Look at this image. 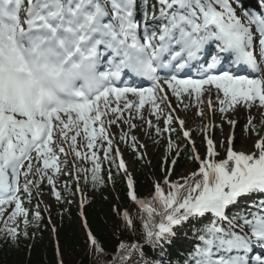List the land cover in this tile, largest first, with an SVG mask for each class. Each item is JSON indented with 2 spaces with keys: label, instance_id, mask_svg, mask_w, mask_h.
<instances>
[{
  "label": "snow or ice",
  "instance_id": "6c2138e0",
  "mask_svg": "<svg viewBox=\"0 0 264 264\" xmlns=\"http://www.w3.org/2000/svg\"><path fill=\"white\" fill-rule=\"evenodd\" d=\"M192 107L233 130L243 109L253 150H237L234 131L217 141L215 124L187 127ZM136 120L166 141L148 197L120 148L152 165ZM183 158L196 168L173 178ZM117 176L144 215L114 210L127 239L109 253L83 209ZM45 188L57 204L78 198L88 252L105 264H173L178 232L192 237L184 264H264V0H0V240L19 247L44 212L51 223ZM55 255L65 264L59 241Z\"/></svg>",
  "mask_w": 264,
  "mask_h": 264
},
{
  "label": "trees",
  "instance_id": "16d2710c",
  "mask_svg": "<svg viewBox=\"0 0 264 264\" xmlns=\"http://www.w3.org/2000/svg\"><path fill=\"white\" fill-rule=\"evenodd\" d=\"M155 158H157L156 155ZM135 161L134 177L137 181L138 194L141 197H148L152 190V182L163 175L160 169V161L159 159L155 160L157 166L154 168L148 167L141 161ZM189 165L190 162L187 158L178 162L173 178L179 176ZM126 192V186L119 176L115 177L113 189L107 186L96 192L90 188L87 190L90 203L84 207L85 217L109 253L112 252L118 240L127 239L126 236L121 235L120 229L123 228V222L114 210L126 209L134 219L144 215L143 211L128 198ZM35 203L34 200L33 205ZM48 215L49 213L44 212L45 218L40 222L39 228H29L32 238L21 240L19 247L0 240V264H56L55 245L57 241L60 242L64 251L65 264H105L102 256L92 255L88 252V245L85 243V229L78 206L74 202L71 205L55 203L51 209L50 224L47 219ZM137 223H139L138 219ZM53 227L56 229L55 233L52 232ZM189 237H185L184 240H190ZM182 246L184 245L176 244L173 241L169 247L171 253L177 256L183 252L184 247ZM182 254L187 256L186 252ZM169 258L174 264L175 258L171 256ZM181 263L184 264V261L182 260Z\"/></svg>",
  "mask_w": 264,
  "mask_h": 264
},
{
  "label": "rangeland",
  "instance_id": "374dc122",
  "mask_svg": "<svg viewBox=\"0 0 264 264\" xmlns=\"http://www.w3.org/2000/svg\"><path fill=\"white\" fill-rule=\"evenodd\" d=\"M195 111V112H194ZM148 114V113H147ZM180 115L182 118H185L188 123L187 127L196 129L198 127H202L204 124H215L217 127L214 129H209V134L213 135L217 141H221L226 139L230 131H234L236 135V142H240L243 145V148L241 149L239 147V144L237 145V150H245V151H252L253 150V141L256 139L255 136H252L251 139L248 138V134L245 132L244 125L246 124V119L245 116L247 115L243 109H240L238 113H229L230 116H234L237 120L238 123L235 127V129H231V126L225 123L222 119L219 113H216L215 116H213L211 113H209V110L207 107H205V117L203 121H201V118L196 115V108L192 107L191 109L188 110L187 115L181 111ZM252 115L256 116V122L259 123L260 120V114L256 109H253ZM213 119V120H212ZM135 123L138 125L136 130L132 133L133 135H136L139 139L140 142L146 143L148 145L147 148V159L151 160L154 153H157L160 151L159 159L162 160L164 159L165 155V145L166 141L163 138L159 139V143L154 144L151 139L146 135L145 124H139V120L135 121ZM223 124V130L219 127V125ZM161 126H163V123L161 122ZM125 131H127V126L122 125ZM111 131L114 133H118L119 129L116 126H113L111 128ZM194 138L196 139V142L203 143L202 141V136L196 135L195 131L193 133ZM118 142V138H117ZM127 163L129 164L130 171L133 167L132 162L127 159ZM157 165V163L152 162V168H154ZM150 166V167H151ZM190 171V170H189ZM189 171H185L183 174H187ZM65 176L60 177V180L63 181ZM44 204H52L51 196H50V191L44 192Z\"/></svg>",
  "mask_w": 264,
  "mask_h": 264
},
{
  "label": "bare ground",
  "instance_id": "6f19581e",
  "mask_svg": "<svg viewBox=\"0 0 264 264\" xmlns=\"http://www.w3.org/2000/svg\"><path fill=\"white\" fill-rule=\"evenodd\" d=\"M172 249V248H171ZM172 258H176L177 259V256H175L173 253H171L170 255Z\"/></svg>",
  "mask_w": 264,
  "mask_h": 264
}]
</instances>
